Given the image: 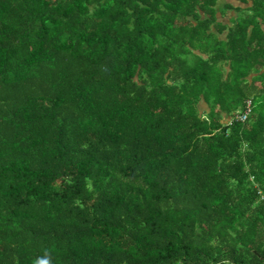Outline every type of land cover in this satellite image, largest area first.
<instances>
[{"label":"trees","instance_id":"16d2710c","mask_svg":"<svg viewBox=\"0 0 264 264\" xmlns=\"http://www.w3.org/2000/svg\"><path fill=\"white\" fill-rule=\"evenodd\" d=\"M46 256L264 264V0H0V264Z\"/></svg>","mask_w":264,"mask_h":264},{"label":"built area","instance_id":"2783aa9c","mask_svg":"<svg viewBox=\"0 0 264 264\" xmlns=\"http://www.w3.org/2000/svg\"><path fill=\"white\" fill-rule=\"evenodd\" d=\"M251 110H252V104H251V101L250 100H247L245 102V108L243 110V112L239 115L236 116V119L241 121V122H244L247 120L249 114L251 113Z\"/></svg>","mask_w":264,"mask_h":264},{"label":"rangeland","instance_id":"374dc122","mask_svg":"<svg viewBox=\"0 0 264 264\" xmlns=\"http://www.w3.org/2000/svg\"><path fill=\"white\" fill-rule=\"evenodd\" d=\"M235 16H236V14L233 11H228L226 18L219 17V20H221V18H222V21L224 20L225 22H227V21H229V19H231V17H235Z\"/></svg>","mask_w":264,"mask_h":264},{"label":"clouds","instance_id":"9594fccd","mask_svg":"<svg viewBox=\"0 0 264 264\" xmlns=\"http://www.w3.org/2000/svg\"><path fill=\"white\" fill-rule=\"evenodd\" d=\"M39 264H51L50 257H45L39 261Z\"/></svg>","mask_w":264,"mask_h":264},{"label":"crops","instance_id":"0c3cea01","mask_svg":"<svg viewBox=\"0 0 264 264\" xmlns=\"http://www.w3.org/2000/svg\"><path fill=\"white\" fill-rule=\"evenodd\" d=\"M253 76V75H252ZM251 77V76H250Z\"/></svg>","mask_w":264,"mask_h":264}]
</instances>
